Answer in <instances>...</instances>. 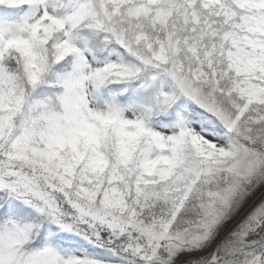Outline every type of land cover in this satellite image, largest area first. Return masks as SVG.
<instances>
[{"label":"snow or ice","instance_id":"snow-or-ice-1","mask_svg":"<svg viewBox=\"0 0 264 264\" xmlns=\"http://www.w3.org/2000/svg\"><path fill=\"white\" fill-rule=\"evenodd\" d=\"M0 264H264V0H0Z\"/></svg>","mask_w":264,"mask_h":264}]
</instances>
